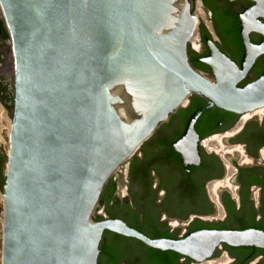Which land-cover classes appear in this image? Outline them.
<instances>
[{
    "label": "water",
    "instance_id": "1",
    "mask_svg": "<svg viewBox=\"0 0 264 264\" xmlns=\"http://www.w3.org/2000/svg\"><path fill=\"white\" fill-rule=\"evenodd\" d=\"M247 1L253 5L238 17L241 69L206 39L209 53L199 61L211 80L188 55L196 0H0L15 70L2 264H98L105 231L199 260L220 244L264 250V231L256 229L149 240L121 221L95 223L92 216L104 187L112 176L124 180L126 166L114 173L192 96L207 105L173 146L194 153V126L208 110L264 108V72L237 87L264 55V0ZM202 14L200 31L210 32ZM252 33L262 36L259 45Z\"/></svg>",
    "mask_w": 264,
    "mask_h": 264
},
{
    "label": "flooded vegetation",
    "instance_id": "2",
    "mask_svg": "<svg viewBox=\"0 0 264 264\" xmlns=\"http://www.w3.org/2000/svg\"><path fill=\"white\" fill-rule=\"evenodd\" d=\"M200 1L210 17V29L220 40V44L215 41L218 49L241 69L244 48L238 17L253 3ZM236 19L237 40L224 33ZM198 37L202 52L190 46L189 60H193L192 53L198 55L192 66L214 80L211 69L199 61L209 53L205 40L214 38L199 29ZM249 38L255 46L263 39L256 33ZM263 72L264 55H260L237 87L253 83ZM206 105L201 97L192 96L137 149L125 168L124 180L114 176L104 187L95 223L121 221L149 240L180 241L198 231H264V108L260 115L210 109L194 126L197 153L186 151L193 146L176 149L173 144L184 134L188 119ZM216 184L219 189L212 193ZM99 250V264H110V260L119 264H264V250L254 247L220 244L209 257L199 260L109 231L104 232Z\"/></svg>",
    "mask_w": 264,
    "mask_h": 264
},
{
    "label": "rangeland",
    "instance_id": "3",
    "mask_svg": "<svg viewBox=\"0 0 264 264\" xmlns=\"http://www.w3.org/2000/svg\"><path fill=\"white\" fill-rule=\"evenodd\" d=\"M200 0H196V7L194 10V13L197 10V3ZM206 17V15H204ZM205 23L210 24V20L205 19ZM208 21V22H207ZM0 23L3 24V26L5 27V23H4V19L3 17L0 15ZM207 24V26H208ZM200 25L201 22L199 24V31H200ZM209 27V26H208ZM6 29V27H5ZM210 33H212L213 38L215 39L216 42L220 43V40L217 38V36L214 34L213 29L209 27ZM2 32L0 30V38H1ZM198 52H201V50H198ZM0 53L3 56L4 62L2 64V66L0 67V79H6L11 86L14 88V77H15V70H14V58H13V51H12V44L10 39L7 42H1L0 41ZM206 74H204L205 76ZM208 78V77H207ZM0 107H1V111H0V198L1 196L4 195V185H5V172H6V167H7V155H8V151H9V136H10V129L11 125H12V119H13V110H9L7 108L4 107V105H2L0 103ZM3 116V117H2ZM221 139V138H220ZM223 143V139H221ZM215 143H210V146H213ZM224 145V144H223ZM128 162L124 163L116 172L115 174L119 173L120 170L122 169V167L126 166L127 167ZM114 174V175H115ZM113 177V176H112ZM2 199H0V219H1V214H2V204L1 201ZM97 208V207H96ZM96 211V209H95ZM95 211L93 213V218H95ZM0 224H1V220H0ZM2 227L0 226V244L3 240V235H2ZM2 237V238H1ZM1 264V261H0Z\"/></svg>",
    "mask_w": 264,
    "mask_h": 264
},
{
    "label": "trees",
    "instance_id": "4",
    "mask_svg": "<svg viewBox=\"0 0 264 264\" xmlns=\"http://www.w3.org/2000/svg\"><path fill=\"white\" fill-rule=\"evenodd\" d=\"M0 30L2 32L0 41L1 42H7L10 38L9 35L7 33V30L5 29V27L3 26L2 23H0ZM238 20L236 19L234 24H233V28H230L228 30L225 29L224 33L225 34H229L231 36H234L237 40L238 38ZM206 36L209 37V35L207 34ZM193 60L191 61L190 59V63L192 65H194V63L197 62V60H195L197 57H199L196 54H193ZM4 62L3 56L0 53V67L2 66ZM0 93H2L5 98L6 101L3 100V98H1L0 96V103L2 105H4L5 108L9 109L10 111L14 109V88L11 86V84L6 80V79H0ZM99 264V261H98ZM110 264H119V262L115 261V260H110ZM155 264H166V263H155ZM247 264V263H246Z\"/></svg>",
    "mask_w": 264,
    "mask_h": 264
},
{
    "label": "bare ground",
    "instance_id": "5",
    "mask_svg": "<svg viewBox=\"0 0 264 264\" xmlns=\"http://www.w3.org/2000/svg\"><path fill=\"white\" fill-rule=\"evenodd\" d=\"M198 5H197V10H196V12L195 13H193L196 17H197V27H196V30H195V33H194V35H193V37H192V39H191V42H192V45H193V47H194V49L195 50H200L201 49V45L199 44V37H198V29H199V24H200V22H201V18H200V16H198V13H203L202 14V20H203V22H206L205 21V19H208L207 18V16L205 17L204 15H206V13H204V10L203 9H201V7L203 6L202 5V3H201V1H199L198 3H197ZM0 15L3 17V19H4V21H5V17H4V12H3V9H2V7H1V5H0ZM208 22V21H207ZM208 24V23H207ZM208 26L210 27V24H208ZM0 109H1V107H0ZM1 111V110H0ZM257 112H256V114H261L262 112H263V110L262 109H259V110H256ZM3 117V116H2ZM250 117V116H249ZM9 129H10V132H11V128L9 127ZM10 134V133H9ZM217 140H218V138H216ZM9 141H10V136H9ZM219 141H221L220 139H219ZM9 145H10V142H9ZM9 152V151H8ZM8 167V166H7ZM7 167H6V172H7ZM115 174V173H114ZM219 186H220V184H216V185H214V187L212 188V193H215L218 189H219ZM4 195L3 196H1V198L0 199H2L1 201V204H2V209H1V211H2V214H1V224H0V226L2 227V235H3V213H4ZM2 238V237H1ZM2 242H3V240H2ZM2 242H1V244H0V261H1V264H2ZM204 264H216V263H214V262H208V263H204Z\"/></svg>",
    "mask_w": 264,
    "mask_h": 264
}]
</instances>
